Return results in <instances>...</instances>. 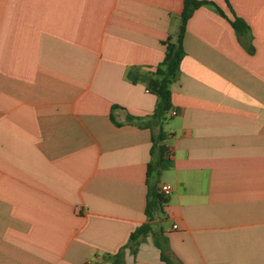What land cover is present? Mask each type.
<instances>
[{"label": "crops", "instance_id": "1", "mask_svg": "<svg viewBox=\"0 0 264 264\" xmlns=\"http://www.w3.org/2000/svg\"><path fill=\"white\" fill-rule=\"evenodd\" d=\"M202 1L151 130L127 117L156 108L183 0H0V264H112L144 224L124 264H264V0ZM159 131L172 191L149 219Z\"/></svg>", "mask_w": 264, "mask_h": 264}, {"label": "trees", "instance_id": "2", "mask_svg": "<svg viewBox=\"0 0 264 264\" xmlns=\"http://www.w3.org/2000/svg\"><path fill=\"white\" fill-rule=\"evenodd\" d=\"M211 4L208 1L202 0H183V7L180 13L179 28L177 35L174 40L168 37L162 42L164 46V57L163 60L156 66L152 74L148 77L147 89L149 92L157 96L158 102L156 108L151 116L146 120H141L140 118H133L131 116L127 117L128 121L136 120L138 125H145L149 128L157 126L159 121L166 115L169 111L170 104V91L169 85L175 80L177 73L179 71V64L184 55V50L182 47V39L185 33V27L188 19L191 17L192 13L202 5ZM218 12L224 16L223 12L218 9ZM225 17V16H224ZM233 30L238 36H244L247 32V25L238 17L234 16L232 20L229 21ZM251 48V47H250ZM128 79L132 82L136 81V75L129 71ZM111 121L115 125L119 123L115 122L112 115H110ZM142 121V122H141ZM141 123V124H140ZM163 140L162 134L159 131L157 134L152 133L153 150L152 153L155 155V160L152 164L148 165L147 170V202L145 214L150 219L151 211L158 205L165 203L166 198H164L157 190L156 184H152V178L159 177V175L172 167L173 163L170 158V152L162 145L160 142ZM151 180V181H150ZM150 227L148 224H144L137 228L129 237V241L121 249L113 259L112 264H124L123 251L124 248H130L131 254H135L137 239L141 236H145ZM160 259L166 264H171V262L163 255L160 254Z\"/></svg>", "mask_w": 264, "mask_h": 264}, {"label": "built area", "instance_id": "3", "mask_svg": "<svg viewBox=\"0 0 264 264\" xmlns=\"http://www.w3.org/2000/svg\"><path fill=\"white\" fill-rule=\"evenodd\" d=\"M172 115H174V113H172ZM172 188L170 185L168 184H162L158 187V192L164 197H168L169 194L171 193ZM173 228H176V226H173Z\"/></svg>", "mask_w": 264, "mask_h": 264}, {"label": "rangeland", "instance_id": "4", "mask_svg": "<svg viewBox=\"0 0 264 264\" xmlns=\"http://www.w3.org/2000/svg\"><path fill=\"white\" fill-rule=\"evenodd\" d=\"M152 96L154 97H156V95H154V94H152ZM169 112V111H168ZM168 112L166 113V115L160 120V121H164V119H168ZM158 181H159V177H155V178H152V184H156V183H158Z\"/></svg>", "mask_w": 264, "mask_h": 264}]
</instances>
